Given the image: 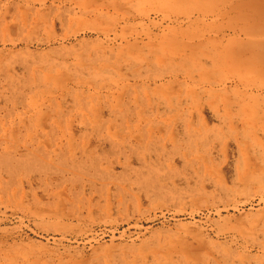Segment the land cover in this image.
Masks as SVG:
<instances>
[{"label": "rangeland", "instance_id": "obj_1", "mask_svg": "<svg viewBox=\"0 0 264 264\" xmlns=\"http://www.w3.org/2000/svg\"><path fill=\"white\" fill-rule=\"evenodd\" d=\"M193 5L0 0V264H264V120L213 99L263 90L173 66Z\"/></svg>", "mask_w": 264, "mask_h": 264}, {"label": "bare ground", "instance_id": "obj_2", "mask_svg": "<svg viewBox=\"0 0 264 264\" xmlns=\"http://www.w3.org/2000/svg\"><path fill=\"white\" fill-rule=\"evenodd\" d=\"M188 1L194 4L200 18L186 16L188 24L182 29L186 41L173 36L176 43L168 52L171 56L172 52L176 54L170 60L174 61L173 66L196 64L208 72L207 82L216 83L217 74L229 71L230 81L251 84L253 88L263 90V93L252 92L238 99L227 96L226 91L213 94L216 107L222 105V118L230 129L251 135L264 120V0ZM163 49L154 50L162 53ZM121 67L122 64L117 65L120 70ZM189 76L192 78V73L189 72ZM212 90L211 87L203 91L193 90L192 96L202 100L204 94H212ZM253 107L256 109L254 113ZM193 234L200 239L199 232L193 231Z\"/></svg>", "mask_w": 264, "mask_h": 264}]
</instances>
